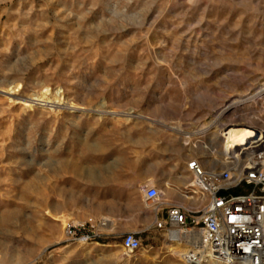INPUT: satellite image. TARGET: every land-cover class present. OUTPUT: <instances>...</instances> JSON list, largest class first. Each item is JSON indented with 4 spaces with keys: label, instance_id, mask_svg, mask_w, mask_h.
Segmentation results:
<instances>
[{
    "label": "rangeland",
    "instance_id": "374dc122",
    "mask_svg": "<svg viewBox=\"0 0 264 264\" xmlns=\"http://www.w3.org/2000/svg\"><path fill=\"white\" fill-rule=\"evenodd\" d=\"M17 82L77 109L12 99ZM234 123L264 130V0H0V264H185L173 231L123 249L109 217L151 202L115 158L130 130L179 128L188 161L222 169L210 138ZM88 218L100 237L67 240Z\"/></svg>",
    "mask_w": 264,
    "mask_h": 264
},
{
    "label": "built area",
    "instance_id": "2783aa9c",
    "mask_svg": "<svg viewBox=\"0 0 264 264\" xmlns=\"http://www.w3.org/2000/svg\"><path fill=\"white\" fill-rule=\"evenodd\" d=\"M229 129L223 128L227 162L222 169H207L199 159L187 162L195 189L207 202L200 209L174 205L156 227L168 232L195 230L184 254L185 264L215 261L218 264H264V130L248 126L236 143L228 141ZM226 143V144H225ZM159 195L150 188L147 198ZM105 221L88 218L70 221L65 226L67 240L88 242L100 237ZM121 245L126 252L141 246L135 233H125Z\"/></svg>",
    "mask_w": 264,
    "mask_h": 264
},
{
    "label": "crops",
    "instance_id": "0c3cea01",
    "mask_svg": "<svg viewBox=\"0 0 264 264\" xmlns=\"http://www.w3.org/2000/svg\"><path fill=\"white\" fill-rule=\"evenodd\" d=\"M181 131L183 130L149 131L148 136L154 139L145 146L138 145L137 139H133L141 136L140 131L127 132L131 139L125 141L123 153L118 154L115 159L118 162L117 167L120 168V162H124V168L130 166L131 169L124 175L116 177L117 184L143 186L144 200L150 201L151 204L139 210L132 207L133 213L126 214L130 208L122 202L118 203L119 213L110 216L108 220L119 228L122 234L158 232L161 229L156 227V222L165 219L167 210L171 206L181 205L200 209L206 204L207 197L196 196L197 191L189 186L193 175L187 168L188 153L181 150L179 138ZM137 163L140 164L139 169L136 168ZM150 188H156L159 195L147 198L146 193ZM121 211L125 214H121ZM170 238L177 244L184 240V236L178 232H172ZM167 248L169 252L172 251L169 244Z\"/></svg>",
    "mask_w": 264,
    "mask_h": 264
},
{
    "label": "bare ground",
    "instance_id": "6f19581e",
    "mask_svg": "<svg viewBox=\"0 0 264 264\" xmlns=\"http://www.w3.org/2000/svg\"><path fill=\"white\" fill-rule=\"evenodd\" d=\"M15 87L20 88V83L17 82L15 84H13V86H11L9 88V90H7V93L12 91L11 93H9V94H12L11 95L12 99H24L26 101H29L30 103L40 104L41 106L45 105V106L58 107V108L66 106L68 108L77 109V107L75 105H72V104L61 105L62 104L61 101H62L63 98H62V91L60 90V88H57L56 90L53 91L52 89H50L47 86L44 91H41L39 94L36 95V98H33L31 95L24 96L23 94H21V92H16V90H13ZM49 94H50V96H49ZM50 97H51V99H49ZM223 112H220V113H223ZM245 117H247V120H249V122H252L254 119L255 120L257 119V117H255L254 114H249V115H246ZM245 117H244V119H246ZM248 126L249 125L242 124V123L241 124H235L234 123V124H229L228 126H225L224 129H226V128L229 129L227 140L231 141L233 143H236L237 140H239V138H240V134H242L244 132V130L247 129ZM222 131H223V129L220 131V134L213 133L212 138H210L211 139V141H210L211 143H210L209 149L212 150L213 148H217L218 146L221 147L220 150L218 151V153L220 155H223V159H224V161L226 163L227 162V158H226V154H225L226 145H224L223 140L221 139ZM213 160L215 161V159H213ZM194 185H195V182H194ZM194 191H196L195 187H194ZM173 232H178V233L182 234L184 236V240H185V242H186V244L188 246H191V244H192L191 242L194 241L195 239H197V236H198L197 232L195 230H191V229H186V230L178 229V230H173ZM188 250H186L185 252L181 253V256H182L183 260H184V254ZM197 264H218V263H216L215 261L207 260V261H204V262H201V263H197Z\"/></svg>",
    "mask_w": 264,
    "mask_h": 264
}]
</instances>
